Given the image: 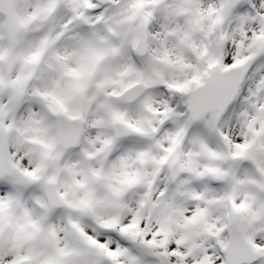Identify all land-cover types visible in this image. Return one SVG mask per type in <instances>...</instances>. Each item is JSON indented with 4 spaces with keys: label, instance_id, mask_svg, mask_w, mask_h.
<instances>
[{
    "label": "snow or ice",
    "instance_id": "1",
    "mask_svg": "<svg viewBox=\"0 0 264 264\" xmlns=\"http://www.w3.org/2000/svg\"><path fill=\"white\" fill-rule=\"evenodd\" d=\"M0 264H264V0H0Z\"/></svg>",
    "mask_w": 264,
    "mask_h": 264
}]
</instances>
